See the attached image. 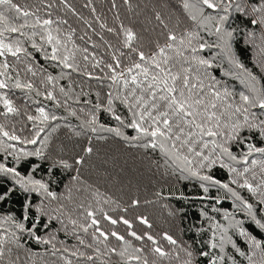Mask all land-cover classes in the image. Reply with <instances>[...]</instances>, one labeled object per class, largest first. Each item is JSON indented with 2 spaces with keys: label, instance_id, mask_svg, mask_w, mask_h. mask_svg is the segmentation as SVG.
Segmentation results:
<instances>
[{
  "label": "trees",
  "instance_id": "1",
  "mask_svg": "<svg viewBox=\"0 0 264 264\" xmlns=\"http://www.w3.org/2000/svg\"><path fill=\"white\" fill-rule=\"evenodd\" d=\"M14 2L22 9H26L30 15L27 17L21 15L13 19V23L19 25L26 21L28 26L22 31L28 36L35 32L36 35L32 38L50 52L51 46L41 39L44 35L43 27L32 25L37 19L41 22L44 19H51L53 24L50 29L53 35L58 36L68 51L74 53L75 64L79 66V72L65 69L62 65L57 66L55 62L44 60L43 53L31 47L28 36L21 37L17 33L5 34L8 37L6 42L22 40L24 48L38 61V63L30 61L37 72L33 77L30 73L25 74L23 62L18 63L14 57L8 55L6 58L10 65V74L15 76L13 68L19 70V78L33 81L41 92L45 91L41 80L47 75L55 76L57 80L54 81L56 84L54 94L62 105L67 102L65 106L57 107L53 101L45 100L42 95L37 96L35 92L27 93L12 87L11 80L8 81L10 85L8 89H0V96H6L18 109L16 114L5 115L6 109L0 101V124L4 125L5 130L14 132L22 139H30L35 134L34 129L44 128L36 145H21L0 135V141L5 145L14 144L16 149L23 147L26 151H36L43 148L44 158L28 157L18 165L13 156L9 155L13 149L4 151L0 148V162L18 167L22 175H31L35 179L49 183V189L57 194L56 200L46 199L37 193L24 192L11 177H0V186L14 189L6 202H0V219L12 215L20 220L22 213L27 214L23 206L29 201L33 204V213L36 206L41 204L48 212L47 207L53 203L55 209L59 211L54 209L48 213L53 217H60L59 220L53 219L47 228L37 226V235L43 239H50V244L37 243L25 233L21 240L23 247L17 249L11 246L13 259L17 253L19 254L17 264H67L68 261H71V264H92L72 253L96 255L97 248L103 255L95 264H128L124 258L109 251L111 248L123 250L127 246L124 241H118L110 235L109 239L104 241L98 232L94 237L95 226L89 228L88 233H84L78 227L76 229L82 234L68 231V226H73L70 220H77L78 224L90 222L85 220V209L96 213L101 231L108 234L115 231L124 236L127 244L131 245L129 251L135 248L143 249L137 255L147 257L149 264H153L154 260L156 264H179L175 255L179 247L184 246H190L199 264H207V258L199 255L202 250L216 256H224L223 264H232L229 257L234 258L237 264H248V261L240 257L230 244L224 245L223 252L219 247L210 249L208 244L214 232L219 243V231L214 228V224L219 223L229 228L230 221L224 219L225 213L232 214L231 220H243L246 231L258 239H264V231L255 225L247 210L243 209L238 201L234 202L231 194L223 189L214 188L208 194L218 198L219 203L216 199L199 200L198 197L203 193L195 181L180 179L178 170L173 172L172 168L168 167L171 161L159 150L138 146L142 145L143 141L131 139L136 135L135 131L118 125L112 115L103 110L107 107V94L111 91L116 95V86L112 85L108 78L112 73L107 67L108 64L115 65L114 57L120 60L117 71L126 70L133 61L138 60L133 49L143 51L149 56L155 53L158 47L169 42L170 32L179 37L188 31H194L204 35L210 42L215 40V37H208L205 29L198 27L189 18L182 7V0H14ZM233 27L237 28L234 33L236 42L233 45L237 58L258 78L264 77V65L261 63L264 57L258 55V49L254 45L246 43L247 37L240 31L245 28V24L237 20ZM127 30L135 34L131 48L125 46ZM256 43L260 41L257 39ZM63 51L62 48L61 52ZM86 55L89 57L88 60H84ZM4 59L0 57V62ZM25 60L29 58L22 56L21 61ZM217 61L223 67L215 70L214 74L222 78L230 89L234 88L237 92L244 90V85L240 81L235 80L233 76L223 75L226 70L234 72L227 60L218 56ZM97 62L99 67H94ZM87 73L100 79L89 78ZM47 87L48 90H53L51 85ZM61 87L68 93L67 96L59 91ZM94 104H100L101 108L94 109ZM114 106L120 115L127 118L128 113L118 101ZM38 107H45L46 111L61 119L50 121L46 125L29 121L28 115H39L36 112ZM69 110L76 111L77 116H70ZM93 111L99 124L106 128L121 127L123 136H116L104 130L93 133L86 123L90 119L88 113ZM87 147L92 148L91 154L85 152ZM80 158H83L84 163L76 164L75 161ZM61 160L67 161L72 167L65 169L57 166ZM218 178L226 183L231 179L226 172L219 174ZM232 187L244 199L256 205L257 197L238 185ZM213 207L220 211L213 212ZM205 212L213 219L209 220L203 215ZM104 213L119 222L111 224L104 219ZM262 216L264 209L257 212V219ZM121 218L128 220L132 227L125 225ZM142 218H146L151 227L141 223ZM47 220L48 217H43L41 224ZM131 232H136L144 238L136 240L130 235ZM165 233L176 239L178 245L169 244L163 238ZM145 234L152 235L157 245H153ZM227 236H230L242 251L248 255L252 254L253 250L245 238L240 237L235 229L229 228ZM80 240L84 243L81 244ZM89 244L92 247H87ZM155 246L172 255L166 258L154 256L152 249ZM180 256L184 258V253L180 252ZM254 260H259V254ZM131 264L137 262L131 261Z\"/></svg>",
  "mask_w": 264,
  "mask_h": 264
},
{
  "label": "snow or ice",
  "instance_id": "2",
  "mask_svg": "<svg viewBox=\"0 0 264 264\" xmlns=\"http://www.w3.org/2000/svg\"><path fill=\"white\" fill-rule=\"evenodd\" d=\"M182 7L189 18L198 27L204 28L208 37H215V40L210 42L204 35L194 31H188L179 37L170 32L169 42L158 47L157 51L149 56H146L143 51L133 49L138 60L133 61L126 70L117 71L120 60L114 57L115 65L108 64L107 67L112 73L108 78L112 85L116 86V95H113L111 91L107 94V107L103 110L110 113L118 125L135 131L136 135L131 139L143 141L142 145L138 146L159 150L167 160L171 161L168 167H171L173 172L178 170L180 179L195 181L203 193L198 197L199 200L216 199L219 203L218 198L208 194L211 189H223L231 194L234 202L238 201L239 205L247 210L248 216L255 225L264 231V222H262L264 216L257 219V212L264 209V77L258 78L250 71L237 58L233 49L236 42L234 33L237 31L233 25L239 20L245 24V28L240 31L247 37L246 43L254 45L258 49V55L264 57V0H182ZM21 15L27 17L30 13L22 9L14 0H0V57L5 58L3 62H0V89H8L10 87L8 81L11 80L13 81L11 86L16 89L27 93L35 92L37 96L42 95L45 100L53 101L57 107L65 106L67 102L65 101L62 105L54 94L56 88L54 81L57 77L47 75L41 80V84L45 86V91L41 92L33 81L21 80L19 70L13 68L15 76L10 74V65L6 58L8 55L14 57L18 63H24L25 74L30 73L33 77L37 75L30 61L37 63L38 61L24 48V42L20 39L6 42L8 40L6 33H17L21 37L28 36L22 31L28 26L26 21L19 25L12 22ZM52 24L51 19H44L42 22L37 19L32 25L43 27L44 35L41 39L51 46V51L49 52L32 38L36 35L35 32L28 36L31 47L43 53L44 60L55 62L57 66L62 65L70 71L79 72V66L75 64L74 53L68 51L67 46L62 44L58 36L53 35L50 29ZM109 31L113 30L109 29ZM125 36V46L131 48L135 34L127 30ZM257 39L260 43H256ZM62 48L63 52H61ZM214 49L218 51L214 52ZM22 56L29 60L21 61ZM218 56L225 58L234 70V72L226 70L223 75L233 76L235 80L244 85V90L237 92L234 88L230 89L222 78L214 74L215 70L223 67L217 61ZM88 59L87 55L84 56V60ZM261 63L264 65V59ZM94 67H99V62ZM87 76L100 79L93 77L91 73H87ZM48 85H51L53 90H48ZM59 91L65 96L68 95L63 87ZM0 101L6 109L5 115L18 113V109L6 96H0ZM116 101L128 113L127 118L117 112L114 106ZM93 108L100 109L101 105L94 104ZM36 112L39 115H28L27 119L39 122L40 125L61 119L55 114H50L45 107H38ZM69 115L76 117L77 113L69 110ZM88 115L90 119L86 123L93 133L104 130L116 136H123L121 127L106 128L103 124H99L94 111ZM43 131V127L34 129L35 134L30 139H22L14 132L5 130L4 125L0 124V135L8 141H15L21 145H36ZM123 138L129 139L128 137ZM0 148L4 151L13 149L9 155L13 156L18 165L26 161L28 157L44 158L43 148L26 151L23 147L16 149L14 144L5 145L3 141H0ZM85 152L91 154L92 148L87 147ZM75 163L82 164L84 160L80 158ZM57 166L65 169L72 167L64 160L59 161ZM224 172L231 177L227 183L218 178L219 174ZM0 177H11L15 184L26 193H37L50 200L57 199V194L49 189V183L35 179L31 175H22L18 167L0 162ZM232 185H238L252 196L257 197L256 205L244 199ZM12 191L14 189L0 186V202H6ZM23 207L27 214L22 213L20 220L12 215L0 219V264H17L19 254L17 253L13 259L11 246L17 249L23 247L21 240L25 233L37 243H51L50 239H43L37 235V226L47 228L53 219L59 220L60 217L51 216L43 204L36 206L35 213L32 212L31 201ZM54 211H59V209ZM212 211L220 210L213 207ZM85 213V220H90V222L78 224L77 220H70L74 228L78 227L84 233H88L89 228L95 226L94 237L98 232L99 237H103L104 241H107L110 235L118 241H124L127 245L121 251L111 248L109 249L111 253L124 258L128 264H131V261H136L137 264H149L147 257L137 255L143 249L135 248L129 251L131 245L127 244L124 236L115 231L110 234L101 231L96 213L89 209H85ZM203 215L209 220L213 219L206 212ZM231 216V213H225L224 219L230 221L229 228L235 229L240 237L245 238L253 250L252 254L248 255L237 247L232 238L227 236L229 228L219 223L214 224V228L219 231V243H217V234L214 232L208 242L210 249L219 247L223 252L224 245L227 243L240 257L245 258L248 264H264V239L251 235L243 227V220H231ZM43 217H48V220L41 224ZM104 219L113 225L119 222L107 213H104ZM22 221L30 223L26 224ZM122 222L129 228L132 227L128 220L122 219ZM141 223L148 224V221L142 218ZM148 227L151 225L148 224ZM130 235L136 240L144 238L136 232H131ZM145 235L153 245H157L152 235ZM163 238L171 245H178L177 240L167 233ZM80 243L83 244L84 241L80 240ZM87 247H92V245L89 244ZM95 252L96 255H85L79 252H73L72 255L81 256L95 264V261L103 255L98 248ZM152 252L159 258L172 255L159 246H155ZM180 252L184 253V258H181ZM257 254H259L258 261L254 260ZM199 255L207 258V264H223L225 260L224 256H216L209 251L202 250ZM175 259L179 261V264H199L190 246L179 247ZM229 259L232 264H237L234 258L229 257ZM67 264H71V261ZM153 264H156L155 260Z\"/></svg>",
  "mask_w": 264,
  "mask_h": 264
},
{
  "label": "rangeland",
  "instance_id": "3",
  "mask_svg": "<svg viewBox=\"0 0 264 264\" xmlns=\"http://www.w3.org/2000/svg\"><path fill=\"white\" fill-rule=\"evenodd\" d=\"M48 208V212L49 211H53L55 209V205L53 203L49 204ZM67 224V223H66ZM70 225V224H69ZM68 231L69 232H74L76 234H82L80 231H78L76 228H74L73 226H68Z\"/></svg>",
  "mask_w": 264,
  "mask_h": 264
}]
</instances>
